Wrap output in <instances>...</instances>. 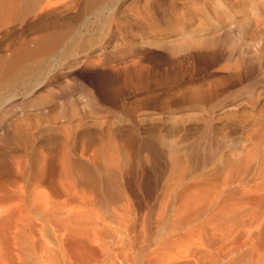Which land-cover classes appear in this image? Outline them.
Masks as SVG:
<instances>
[{
	"label": "rangeland",
	"instance_id": "1",
	"mask_svg": "<svg viewBox=\"0 0 264 264\" xmlns=\"http://www.w3.org/2000/svg\"><path fill=\"white\" fill-rule=\"evenodd\" d=\"M63 1L43 25L67 22L71 38L85 39V53L35 90L26 84L42 79L40 73L32 82L19 78L24 82L9 91L7 82L0 84L1 100L17 94L0 109V151L24 161V146L1 141L13 132L12 120L32 116L29 127L22 124L29 131L55 111L67 119L65 150L82 164L85 181L68 195L50 186L58 184L63 166L56 156L65 150L46 149L47 132L33 124L30 132L45 136H35L32 156L50 151L56 163L45 164L46 183L20 178L21 190L0 191V213L9 216L0 238L8 236L12 249L4 264H264V190L254 191L264 175L248 176L247 187L223 182L228 162L246 153L254 164L264 153V0H80L69 11ZM13 6L16 16L0 26L6 42L34 38L42 22L32 15L24 24L21 5ZM186 33L191 39L182 38ZM205 40L217 42L215 49L202 48ZM181 51L187 54L171 58ZM75 100L80 104L69 119ZM44 120L37 129L55 128ZM183 198L195 211L206 203L216 211L189 228L176 219Z\"/></svg>",
	"mask_w": 264,
	"mask_h": 264
},
{
	"label": "bare ground",
	"instance_id": "2",
	"mask_svg": "<svg viewBox=\"0 0 264 264\" xmlns=\"http://www.w3.org/2000/svg\"><path fill=\"white\" fill-rule=\"evenodd\" d=\"M16 1H18L19 4L22 7L21 8V12L23 14L21 13V15L23 16L22 22L24 24L26 22H28L29 17L32 16V15H33L32 18H34V17L36 18V20H35V18L33 19V20H35L34 22H36L38 20H39V22H42L44 16H47L49 13L55 11L58 8V6H59L57 4V1L59 3V0H0V26H2L6 21H8L12 17H14V15H15V9H14V7L15 6H13V4L16 5ZM172 1H174V0H172ZM63 2H64V6L62 4L61 5L63 6L64 9L65 8L68 9V10L66 9V11H69L70 8H77L78 4H80V0H67V2L66 1H63ZM65 2H66V4H65ZM60 3H62V2H60ZM32 18H31V20H32ZM59 21H60V19H59ZM55 22H57V23H55ZM55 22L49 23L47 21V23H49V24L45 23L44 25H43V22H42L41 25H39V27H36V33H34L35 34L34 38H31V37H29V38H22V40H20V42L17 43V44H13L12 42H9V43L6 42L8 40L5 39V38H7V37H5V35L7 34L8 31L6 32V30H1V28H0V84L3 85V84H5V82H7V84H8L9 87L6 86L5 88H8L6 90H8V91H9V89L12 90V88L15 85H18L20 82H22V83L24 82V81L18 80L19 78L22 79L21 77H24L25 80H26V78L28 77L29 80L32 82V78H33V81H34V77L36 78L38 76L36 74L40 73L39 76L42 75L43 76L42 79H39L37 77V80L35 82H33V84L32 83L30 84L29 80L27 81V82H29L28 83L29 85L26 84L27 86H31L30 87L31 89L35 90L36 88H39V86H41L46 79H50L51 78L52 72H54V71L56 72L57 71L59 73L60 71H63L65 69H67V68H70L71 67V64L70 63H72V62L71 61L68 62L69 59H71V58H77L79 56L81 57L82 56L81 54L82 53H85V39H81L80 38L81 40L79 39V41H78L76 39V36H74L75 35L74 34L75 32L73 33L74 34L73 37H75V38H71L70 37V34L72 33V29H68L67 28L68 27L67 22L66 23H64V22H58V21H55ZM23 23H22V25L24 26ZM61 27H64L66 29H60ZM69 28H71V27H69ZM74 31H76V30H74ZM81 35L83 36L82 33H81ZM81 35L78 36V37H81ZM216 44H217V42H215L214 40H209V41L208 40H205V41H202L201 47L204 48V49H206V50L208 49V50L211 51V50H214L215 49V45ZM53 58H56L57 59V62L55 64L52 62V59ZM62 74H65V73H62ZM4 93L2 92V95L1 96H3ZM6 93H7V91H6ZM30 93L31 92H26L23 95H26L27 96ZM73 93L75 94V91L74 90L72 91V94ZM16 97H17V94H11V91H10V95L8 93V96H6L5 98L2 97L3 98L2 100L0 99V109H1V107L3 105H5L6 103H8L9 101L11 102V100L14 99V98H16ZM79 104L80 103L78 102V100L72 101L71 102V106L69 107V109H71V111H69L68 113H65V111H63V113H65V115H66L67 118L70 119V115L72 117V113L74 114V112H73L72 109H75L76 107H79ZM31 117L21 114L20 117L18 116L17 118H15V120L13 119L12 122H11V126L13 128V132L12 133L11 132H7V133H4V135H3L4 137H3V139L1 141H3V144L4 145H9V146L11 145L12 146L14 144V145L17 146V144H18L21 147L24 146L25 147L24 150L26 151V156H25L26 158H24V161H23V159H22L23 157L21 159H20V157H18L17 160H19V161H17L15 158L9 157L10 155H6V153H7L6 151H4V153H2L0 151V178H3L4 179V180L3 179H0V191H7V190H10V189H15L18 186L21 187L22 186L21 185L22 183L19 181L20 178L22 180L24 179L27 182H29V181L30 182L36 181L35 185H38V184H41V183L45 182L44 181L45 179H43V178L47 175V171H48V170H46L47 167H45V164L47 162H50L51 165H50V163H48V165H50L52 167L53 166L52 163H54V165L56 163L55 162V159H53L55 157H50L51 156V153H52V152L50 153V151H53L54 149H56V146L58 148V151H59V149H64L65 150V149L69 148V147H67L68 146L67 143L69 142V140L71 141V139H70L71 136H69L70 135L69 134V129L70 128L67 127L68 126L67 124H64L67 119L65 120V117H62V118L60 117L59 118V116L55 113V111H51V113L49 112V114L47 116H44L42 114V121L40 119H38L40 117V116H38L37 121L40 120L41 122H43V119H45L47 121L44 120V122H47V123L49 122L48 124H50V123L56 124L55 125V128H53V129L50 128L49 129V127H48L49 125H48L47 126L48 128H47L46 131L44 129L46 127H44V128H38L37 129V127H39L40 125L42 127L43 126V123L41 124L40 121H39V123L36 122V123H38V125L36 127V130L42 129L41 132H47L46 134L45 133L41 134V133H38V132L37 133L39 135H41V137H42V135L43 136L47 135L46 136V139L43 137V140L45 139V141H47V142L44 141L45 142L44 144L47 147L46 149H49L50 150V151H47V152H49L50 155L44 156L42 154V156H44V157H42L40 155L42 158L41 157L39 158L38 156H36V158H34L32 155H35L36 154V153H33V152H35L36 140L39 137L37 136L38 134L32 133L33 130L31 132H30V130H31V128L33 129V126H34L33 124H36V123H33L31 125L32 127H30V130L29 131H27L23 127V125H24L23 123H25L26 126H28V127L30 126V122L33 121V119ZM33 117H37V116H33ZM80 119H83V120H79L80 123L84 122V117L83 118H80ZM59 120L63 121V123H58L57 121H59ZM35 121H36V119H35ZM0 123H1V121H0ZM82 124H85V122L82 123ZM82 124H80V125H82ZM43 129H44V131H43ZM84 129H85V125H84ZM53 131H55V132L58 131V132L62 133L63 134L62 136H64L63 137L64 140H61V142H60L59 139H61V137L58 138L59 137L58 134H57L58 137H56L55 136L56 134H54ZM84 131L85 130H83L82 132L85 133ZM82 132H80V135H81ZM17 133L20 134L19 139L17 138L19 135L16 136ZM35 136H37V138ZM81 137L82 138H80V139L84 140L85 137H83L82 135H81ZM259 139H263V138H260L259 137L258 140ZM263 141H264V139L261 140V142H263ZM259 142L260 141H258V144H259ZM60 144H61V146H59ZM260 145H262V143ZM59 147H61V148H59ZM58 151L56 150V152H58ZM67 151H68V149H67ZM67 151L65 150V152H64L62 150V153L61 154L60 153H59V155L56 154L57 155L56 157H59L60 163L62 161V165L60 163H58V165L60 164L61 166H63L62 167L63 170L61 168H59L63 172H62V174H60V177H59V180H58V184H55V182H53V181H49L51 187H54V186L57 187L58 186V188L61 189L65 193V195H68V192L70 190H72L73 188L76 189V187H82L83 185L79 181H85V172H82L81 171V170H83V167L81 166L82 164L80 165L81 167L79 166V163H77V165L74 164L73 159L70 156H67ZM259 151H258V153H259ZM262 151L264 152V148L262 149ZM40 152H42V151H40ZM54 153H55V151H53V154ZM260 153L262 154V156L258 160L254 161V164L250 160H247L246 159L247 157L245 158L244 155H246V153L244 155L241 154L242 156L239 155V156H241L244 159L240 160L241 158H238L239 160H237V161H235V159H234V161L228 162V168H226V170H227L226 173L228 174V176H225L224 175V177H226V178L224 179L223 182L225 184H227V185H229V182H228L229 180L230 181L232 180V184L235 183V182H241V183H238V184H241L240 186L245 187L246 186L245 180H246V178H248V176H252V174H254V173L256 174V176L264 175V153H262L261 151H260ZM39 154H41V153H39ZM11 156L14 157L16 155H14V156L11 155ZM49 157L52 158L53 161ZM15 161H17V163H15ZM56 161H58V159ZM24 162L25 163L26 162H29L30 165H26L25 166V164H24V166H23V163ZM180 162H181V160H180ZM177 164L178 163H177V161L175 159L173 161V168L174 167H177L176 166ZM182 164H184V163H182ZM179 165H180V168H181L182 165L181 164H179ZM36 166H38L39 168L36 167ZM180 168L179 169L176 168V169L179 171ZM28 170H29L28 175L31 174L30 175L31 179L29 177V179L27 178L28 180H26V177H27L26 172ZM174 170L175 169H173V171ZM251 170H254L255 172L251 173L252 172ZM50 171H52V170H50ZM175 171L173 173L174 176H175ZM53 173H54V169H53ZM50 174L52 175V173H50ZM75 174H79V175L76 176ZM181 175H182V173H181ZM185 178H187V177H185ZM260 178H263V177H260ZM173 179H174V177H173ZM255 179H257V178L255 177ZM1 180H3V182ZM179 183H180V186L178 184V188L181 187V182H179ZM83 184H85V182H83ZM28 186H29V183H28ZM32 186H34V185H32ZM226 187H224V188H226ZM186 188H188V187L186 186ZM18 189H20V188L18 187ZM166 190H168V189H166ZM263 190H264V185H260V187L258 185L257 188H256V190L254 189V191L257 192V193L260 192V191L262 192ZM254 191L253 192L250 191L251 193L248 192V194L249 195L252 194V193L253 194H256V193H254ZM178 192L179 193H183V195L181 194L182 196H184V194H186V193H187V195L188 194H191L189 191L188 192L185 191V190L183 191V189H181V191H178ZM240 193L245 194L244 190H241ZM192 195L193 194H191L190 197H193ZM256 195H259V194H256ZM263 195H264V193H263ZM182 196H179V197L182 198ZM221 196H220V198H221ZM242 196H244V195H242ZM259 196H261V195H259ZM228 197H230V195ZM181 198L180 199L178 198V200H181ZM194 198L196 199V197H194ZM223 198L224 197L222 196V201L225 200V198L224 199ZM205 199H206V197H205ZM185 200H186V198H183V201H185ZM222 201H219V202H222ZM225 201H224V203H226ZM191 202H193V201H190L189 200V202H188V200H186L185 203H184L185 206L183 204V207H182L183 211L181 209L179 214L178 213L177 214L175 213L176 216H177L176 219H178V217H179L180 218V221H182L181 224H183L185 226H187V225L190 226V224H192L193 222L195 223V221H197V222L198 221L199 222L200 221H204L205 218H206V215L208 216V214H210L209 211L211 210V208H215V207H213V204L209 205V204L206 203L207 202L206 201L205 202L206 203L205 206L198 207L197 210L195 211V207H193L194 205L193 206L192 205H189V203L191 204ZM194 203H196V202H194ZM51 205H52V203H51ZM179 205H180V203H179ZM188 205L191 206V207H189ZM178 206L176 205V207H178ZM180 206H182V205H180ZM214 206H216V205L214 204ZM186 207H188V208H186ZM214 210H213V212H214ZM53 213H54V211H53ZM2 214L3 213H0V224H4L9 219V216L4 217L5 216L4 215L2 217ZM18 215H20V214H18ZM28 215L29 214H27V216ZM204 215H205V218H204ZM174 218H175V215H174ZM15 223H17V221ZM196 225L198 226V224H196ZM185 226H184V230L187 229V228H185ZM189 226H187V227H189ZM16 227H18V226H16ZM16 232H18V230ZM8 233H10V232H8ZM1 235H3V234H1ZM6 235H7V233H6ZM10 236H12V235H10ZM7 237H4L3 236L2 238H0V239H2V240H0V262L3 261V263H1V264H4L7 255H9L10 254V251L12 250L10 248V246H9L10 245V241H9V239H7ZM64 240H66V239H64ZM16 241H18V240H16ZM11 246L14 247L15 245H11ZM14 251H15V249H14ZM16 253H17L16 251H15V253H13V251H12V254H16ZM193 254H194V255H192L193 258H196V255L198 254V251H195V252L193 251ZM16 255L18 256V254H16ZM10 257H12V256H10ZM18 257H20V256H18ZM18 257H16L17 258V261H18ZM10 260H12V259H10ZM19 260H20V258H19ZM8 262L9 261L7 260V263ZM18 263H19V261H18ZM20 263H21V261H20ZM179 263L181 264V262H179ZM179 263L178 262L177 263L175 262L173 264H179Z\"/></svg>",
	"mask_w": 264,
	"mask_h": 264
},
{
	"label": "clouds",
	"instance_id": "3",
	"mask_svg": "<svg viewBox=\"0 0 264 264\" xmlns=\"http://www.w3.org/2000/svg\"><path fill=\"white\" fill-rule=\"evenodd\" d=\"M182 38L185 39V40L191 39V34H190V33H186ZM170 43H171V42H170ZM183 54H187V53L184 52V51H181V52H175V53L170 52V56H171V58H173V59H177L179 55H183Z\"/></svg>",
	"mask_w": 264,
	"mask_h": 264
}]
</instances>
